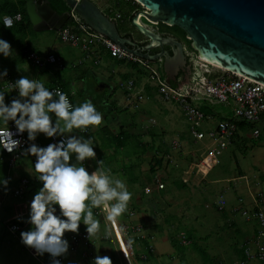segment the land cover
<instances>
[{"label":"rangeland","instance_id":"374dc122","mask_svg":"<svg viewBox=\"0 0 264 264\" xmlns=\"http://www.w3.org/2000/svg\"><path fill=\"white\" fill-rule=\"evenodd\" d=\"M92 1L103 13H122L123 32L131 33L137 41H146L144 36L130 27L128 16L124 17L123 12L116 10L111 0ZM159 28L165 34L178 37L185 45L187 55H195L201 66L197 67L201 76L206 71L217 75L223 73L211 65H203L191 48V42L186 40L181 31L164 25ZM27 30L25 35L8 40L12 42V54L21 45L26 47L24 55L26 50L28 55L30 49L40 56L69 54L67 60H59L62 67L61 82L66 88L74 90L77 106L91 100L97 110L103 113L101 124L73 129L72 133L93 138L96 158L83 162L89 173L98 167L96 161L100 160L99 143H103L104 150L108 152L113 147L114 140L121 138V129L131 137V168L129 163L121 165L112 158H101L104 160V167L106 163L109 167L107 169L120 174L117 178L121 176L126 181L131 180V220L128 223L125 219H116L115 222L108 220L109 223H106L105 209L102 206L94 208L95 218L101 221L100 229L95 235L99 245L96 254L110 257L109 264H127L121 242L130 240L137 264H231L237 260L242 254L241 249L252 240L258 228L256 222L245 220L241 211L249 208L248 187L256 193L264 190V124L259 125L260 138L254 137V129L250 125L239 128L230 145L222 152L219 165L197 186L187 187L182 183L181 177L184 171L201 160L203 146L189 134V123L184 119L181 109L163 103L152 87L143 95L144 100L139 109L126 108L127 93L125 86L121 84L134 81L136 90H139L149 73L159 70V64L150 63L147 69L141 65L136 69H140L137 73L131 68V64L101 55L99 64L94 63L97 59L94 62L89 59L80 65L83 55L63 44L54 30L37 32L33 26ZM6 59H0V70L7 69L13 77L17 76L21 67L14 66ZM4 87V82L0 81V91L5 92V102L10 103L18 95L10 93L12 91L9 89L4 90ZM219 111L221 115L227 113L217 109ZM8 124L13 122L0 121V126ZM112 136L114 139H111ZM15 167H10L9 158H0V174L8 179L10 193L22 179L30 181L31 192L28 191L22 198H9L5 212L16 209L15 213L10 214V218L24 225L23 231H27L32 227L28 222L31 201L42 184L35 176L34 161H23ZM158 179L165 185L161 191L158 190ZM221 201L225 203L223 210L218 208ZM128 214L129 210L126 209L120 215L126 218L129 217ZM136 216L142 217L139 219ZM137 218L141 222L136 221ZM129 225L131 234L128 232ZM83 226L86 227L84 224ZM138 226L141 228L135 232L134 229ZM5 232L0 234V264H40L26 250V245L21 243V235L20 239H16ZM69 234L70 232H65V237ZM182 234L190 239V245L181 244ZM161 240V244H165L169 251H157Z\"/></svg>","mask_w":264,"mask_h":264},{"label":"built area","instance_id":"2783aa9c","mask_svg":"<svg viewBox=\"0 0 264 264\" xmlns=\"http://www.w3.org/2000/svg\"><path fill=\"white\" fill-rule=\"evenodd\" d=\"M80 1V0H78ZM70 20L73 22L64 25L57 31L58 37L61 42L74 49L81 51L83 60L79 63L83 65L84 62H88L91 59L95 64H99L98 59L101 55L111 57L125 64L133 63L143 66L147 69L150 62L140 60L121 49L116 44L108 41L100 35H96L90 28L79 22L76 18V13L71 10ZM8 17V24L5 26L3 18ZM22 16L20 14L16 16H3L2 23L6 28H12L16 22H21ZM26 61L38 70H47L54 65H59V59L52 54L46 56H40L37 53H29ZM204 65V64H203ZM206 66V65H205ZM217 71L221 69L216 68ZM1 71V70H0ZM207 73L201 76L195 85L210 93L221 100L212 96L203 95L195 89L186 88L185 95H181L171 86L164 83V78L159 70H152L147 77L146 82L139 90H136L134 81H129L125 85L126 96V108L137 110L140 108L145 95V89L147 86H151L157 92L158 98L163 103L171 104L181 109L184 119L189 123V133L195 142L202 144L201 160L190 167L184 172L182 177V183L189 187L194 186L208 176L216 166L219 165V158L224 150L230 145L232 139L238 132V122H243L251 125L254 129V137L260 138V124H263L264 117V85L251 79L234 74L225 70H222V74ZM17 78L13 77L8 72V76L4 79H0L4 82V90L9 89L10 93L18 95V90L13 89L12 83ZM60 88L62 91L68 94L70 102L75 104V92H67L63 89L62 84L55 81L50 89L54 90ZM202 107L214 109L215 107H224L229 115H219L218 118L210 114H206ZM223 117V118H221ZM221 118V119H220ZM225 118V119H224ZM13 131L16 132L15 124H8L7 126H0V137H6L7 134ZM16 138L20 140L19 147L9 152L3 149V144L0 143L1 151L9 156L10 167L15 168V165L21 160L28 157L23 155V150L26 149L31 143L27 133L16 134ZM63 137L57 136L49 138V143H56ZM47 144V145H48ZM36 159V158H35ZM247 180L246 177L243 178ZM159 189H164L165 185L160 181H157ZM30 181L28 179H22L19 187L14 190V198H22L30 189ZM8 193V189L2 190L0 188V213L3 209V202ZM250 197L252 199V207L243 209L241 215L245 220H251L258 225L254 236L249 243L243 247L240 257L231 264H264V190L259 192L250 191ZM225 207L224 201L219 203V209L223 210ZM108 214V210L105 209ZM3 229L16 239H20L21 232L24 230V226L14 223L13 221H4ZM128 232L131 234V225L128 226ZM141 226L135 227L138 231ZM96 234L89 238V234L85 229L79 228V232H70L65 238L69 241V251L66 255L58 257L61 264H93L98 243L96 241ZM22 243V240H20ZM180 242L183 246L191 244L190 239L182 234L180 236ZM122 249L126 258L127 264H137L134 259V249L131 246V241L121 242ZM26 250L31 256L40 262V264H51L52 257L48 261H44L42 257L44 255L37 254L36 250L25 246ZM46 254V253H45ZM133 257V258H132ZM134 259V260H132Z\"/></svg>","mask_w":264,"mask_h":264},{"label":"clouds","instance_id":"9594fccd","mask_svg":"<svg viewBox=\"0 0 264 264\" xmlns=\"http://www.w3.org/2000/svg\"><path fill=\"white\" fill-rule=\"evenodd\" d=\"M8 20L3 18L5 26ZM0 54L5 57L12 54L10 42L3 38ZM7 76V69L0 71V79ZM12 85L18 96L10 103L5 102V92L0 91V121H12L16 127L15 133L10 131L6 137H0L3 149L12 152L19 147L17 133L27 132L31 141L41 133L49 138L63 137L47 146L31 143L23 150L24 156H35V176L42 187L31 201L28 222L32 227L21 232L24 245L41 256L50 254L51 264H61L57 258L66 255L70 247L65 232L78 233L83 222L91 238L101 224L93 209L102 206L108 210L106 219L115 222L127 209L132 193L124 180L105 169L104 160H97L98 167L91 173L83 163L96 158L94 141L92 137L72 134L73 129L99 125L104 118L91 100L74 106L66 92L46 87L41 78L22 76ZM8 183L0 174V185L6 188ZM109 262L110 257L97 255L93 264Z\"/></svg>","mask_w":264,"mask_h":264},{"label":"water","instance_id":"95a60500","mask_svg":"<svg viewBox=\"0 0 264 264\" xmlns=\"http://www.w3.org/2000/svg\"><path fill=\"white\" fill-rule=\"evenodd\" d=\"M132 1L142 7L134 14L131 26L148 40L149 43L143 46L131 36L123 37L117 23L105 15L92 0H64L76 13L77 20L97 36L104 37L140 60L163 62L162 68L168 82L177 81L189 56L190 63L198 73L192 83L174 88L164 79V83L181 95H185L184 90L190 88L221 100L195 85L201 77L197 69L201 66L195 55H187L181 41L169 34L163 36L157 33V27L146 25L141 19L150 25L178 27L191 42V48L197 53L198 60L216 64L225 71L264 85V0ZM26 9L31 24L38 32L58 31L70 20V14L59 15L50 7L48 0H30ZM166 47L171 49L172 54ZM155 49H160L161 52L151 55V51Z\"/></svg>","mask_w":264,"mask_h":264},{"label":"crops","instance_id":"0c3cea01","mask_svg":"<svg viewBox=\"0 0 264 264\" xmlns=\"http://www.w3.org/2000/svg\"><path fill=\"white\" fill-rule=\"evenodd\" d=\"M1 2H2V0H0V4H1ZM7 29L8 28H6L3 25V23L1 22V20H0V38L5 39L6 41H8L9 39H10V41L11 40H15L18 35H14L12 33H9ZM27 32H28V30L26 29V30L23 31V33H21L19 35H25ZM55 32L57 33V31H55ZM11 43L12 42H10V44ZM24 48L26 49V47L24 45L18 46V48L15 50V54H12L11 58H8V59H6L5 56H3L2 54H0V59L1 60L6 59L5 61L8 60V62H11L14 66H16V67L17 66H20L21 67V71L17 74V76H15L16 78H21L22 76H27L28 75L30 78H41L44 81L46 87H48V88H51L55 81H58L62 85L65 86V84L63 82H61V80H62L61 79V72H62L61 70H62V67L60 65H58L55 68H51L50 67L47 70H38L37 68L33 67L31 64H29L26 61V57H27L26 55L28 53L27 50L25 51V54L26 55H22V51L24 50ZM19 50L21 51V53H20L21 55L18 53ZM75 50H78V49H75ZM78 51L81 53L80 50H78ZM29 52L30 53H37V52H35V50H31V49L29 50ZM46 55H49V54H46ZM46 55H42V56H46ZM68 56H69V54H67V53H61L60 55H57L56 57L60 61H65V60H67ZM77 57H78V55H77ZM13 124H14V122H13ZM106 130L107 129H105V132H106ZM122 130H123V132H125L124 129H121V132H122ZM121 132H120L121 138L119 140L117 139L119 142H117L116 140H114V143L115 144L113 143V147L108 152H106L104 150L103 143H99L100 160H101V158L102 159H105V160H108L109 158H112V159H114V161H118V163H120L121 165H124L125 163H129L130 168H131V137H129V135H127L125 133L128 137H126L125 140H123V138H122L123 137V134ZM27 137H28V134H27ZM111 139H114V137L112 136ZM31 142L36 143V144H38L40 146H47V144L49 143V137H47L45 134L41 133V134H39L37 136V139L35 141H31ZM0 158H2V156H0ZM29 160H32V161L35 162V156L28 157V158L20 161L18 164H20L23 161H29ZM107 168H109V167H107L106 166V163H105V169L107 170ZM111 174L114 175V176L120 175L116 171L114 172L113 170H111ZM125 175H127V174H125ZM183 175H184V173H183ZM183 175H182V177H183ZM120 179H122V180L125 181V183H126V185L128 187V190L131 192V187H132L131 186V180L126 181L125 178L124 177L121 178V176H120ZM158 181H160V180L158 179ZM18 187H19V185L15 189H17ZM0 188L2 190L8 189V193H7L8 196L6 195V197H5V200L3 202V209H2V212L0 213V234L2 235L3 232H5L4 229H3V226H2L3 222L4 221H9V220L14 221L13 219L10 218V214H12V212L15 213L16 212V209H13V211H10V212H5L6 209H7V200L9 198L13 197V192H14L15 189H13L11 191V193H10L8 186L6 188L4 186L3 187L0 186ZM149 188H150V190H152V187H149ZM158 190L161 191L160 189H158ZM250 191H253V190H252L251 187H248V194H249V200H250V203L248 205L249 208L252 207V199L250 197ZM127 210H129V214H128L129 217L127 216L125 218V216L119 215L116 218L117 221L118 220H124L125 219L124 220L125 222H128V223L130 222V220H131V217H130V215H131V211H130L131 210V199L128 202ZM121 217H123V218L121 219ZM136 217H138V216H136ZM141 217L142 216H140L138 218L140 219ZM139 219L136 220V221L141 222V220L139 221ZM105 221H106V223H109V221L107 219H105ZM80 225H81V229H85L86 228L85 226H83L82 223ZM159 242H160L159 243L160 245H159L157 251H169V250L166 249L165 244H163V245L161 244L163 242V240H161Z\"/></svg>","mask_w":264,"mask_h":264},{"label":"trees","instance_id":"16d2710c","mask_svg":"<svg viewBox=\"0 0 264 264\" xmlns=\"http://www.w3.org/2000/svg\"><path fill=\"white\" fill-rule=\"evenodd\" d=\"M28 1H30V0H2V2L0 4V20H1V22H2V17L3 16H7V15L16 16L18 14H20L22 16L21 22H16L12 28H8L7 29L9 33H12L14 35H19V34L23 33V31L26 30L28 27H32V24L30 22L29 16L27 14V9H26ZM111 1L114 3V8L116 10H120L121 12H123L124 17L128 16L129 25L131 27V20H132L134 14L137 13L140 10V9L137 8V7H139V5L136 4L132 0H123V1H121V0H111ZM48 2H49L50 7L54 11H56L59 15H63V14H66V13H68V14L71 13V9L66 5L64 0H48ZM104 14L107 15L111 20H114L117 23L119 32L121 33V35L123 37H129V35H126L127 33L125 34V32H123V30L121 29V26L124 27L123 26L124 25L123 24L124 23V19H122V15H121L122 13H120V14L113 13L112 15L111 14H106V13H104ZM70 22L72 23L73 21L69 20V23ZM164 26L168 28V26H166V25H164ZM170 28H176V29H178L179 31H181L185 35V33L181 29H179L178 27H170ZM22 55H24V50L22 51ZM109 58H111V57L109 56ZM129 64H131V68H134L135 70L137 68H140V66L138 64H133V63H129ZM139 70L140 69L136 70L137 73H139ZM159 70H160V73L162 74L163 78L165 80H167V76L165 75V73L163 71V68L160 67ZM167 82H168V80H167ZM168 83L174 88H177L178 85H179L177 83V81L176 82L169 81ZM62 87L67 92H71L73 90V89L66 88L64 85H62ZM150 87L151 86H147L146 87L145 93H147V91L151 90ZM75 104L77 106L76 98H75ZM217 109H222V110L226 111V109L224 107H215L214 109L213 108L210 109V108H207V107H202V110L206 114H210V115L215 116V117L218 118V116L221 115V114H220V111L217 112ZM227 114L229 115V112H227L225 115H227ZM221 118H223V117H221ZM262 121H263V124H264V117H263ZM237 124H238V127L240 129L245 127L246 125H248V124L243 123V122H238ZM121 133L123 134V137H122L123 140L126 137H128L125 134V132H123V130H122ZM118 140H116V141L119 142ZM0 156H2V158H4V157L9 158V156L4 154L1 151V149H0ZM151 170H153V169L151 168ZM30 190L31 189H29V191ZM13 222L16 223L15 221H13ZM17 224L22 225L21 223H17ZM22 226H24V225H22ZM48 258H50V254H48V253L44 254V256L42 257V259L44 261H47Z\"/></svg>","mask_w":264,"mask_h":264},{"label":"flooded vegetation","instance_id":"af4514ba","mask_svg":"<svg viewBox=\"0 0 264 264\" xmlns=\"http://www.w3.org/2000/svg\"><path fill=\"white\" fill-rule=\"evenodd\" d=\"M139 7H141V6L139 5ZM140 10H141V9H140ZM140 10H139V11H140ZM142 21H144V23H145L146 25H150V24H148V23L146 22V20L141 19V22H142ZM160 25H162V24H159V25H153V26H156V27H157V28H156V30L158 31V32L156 31L157 33H160L161 35L166 36L165 33H163V32L160 31V28H159ZM131 28L134 29L132 26H131ZM134 30H135V29H134ZM125 34H126V33H125ZM126 35L131 36V37L133 38V40H134L135 42H137V43H138L139 45H141V46L146 45V44L149 43L147 39H146V41H144V42H143V41H137V40L133 37V35H131L130 33H127ZM167 35H168V34H167ZM171 37H173V38L179 40V38L176 37L174 34H172ZM185 38H186V40H188L187 37H186V34H185ZM179 41H180V40H179ZM184 46H185V45H184ZM165 49H166L167 51H169V52L172 54V51H171L170 48L166 47ZM160 52H161L160 49H155V50H152L150 54H151V55H158ZM186 53H187V51H186ZM155 64H159V67H162V66H163V62H156ZM197 75H198V73L194 70L192 63H190V57L188 56L187 64H186L185 69H183V71L179 72V76H178V78H177V83L179 84L178 86H182V85H185V84L192 83V82L197 78ZM188 77H189V78H188ZM172 82H176V81H172Z\"/></svg>","mask_w":264,"mask_h":264},{"label":"bare ground","instance_id":"6f19581e","mask_svg":"<svg viewBox=\"0 0 264 264\" xmlns=\"http://www.w3.org/2000/svg\"><path fill=\"white\" fill-rule=\"evenodd\" d=\"M201 63L203 62V64L204 65H207L208 64V66H212V67H215V68H218V69H221V70H225V69H223L222 67H220V66H218V65H216V64H213V63H210V62H208V61H205V60H202V59H200L199 60ZM209 69V68H208ZM253 81V80H252Z\"/></svg>","mask_w":264,"mask_h":264}]
</instances>
